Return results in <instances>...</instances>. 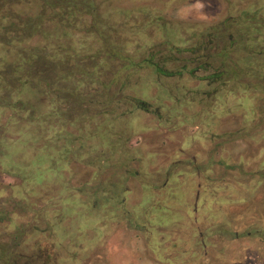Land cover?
<instances>
[{
    "label": "rangeland",
    "instance_id": "obj_1",
    "mask_svg": "<svg viewBox=\"0 0 264 264\" xmlns=\"http://www.w3.org/2000/svg\"><path fill=\"white\" fill-rule=\"evenodd\" d=\"M94 2L96 26L41 0L12 6L43 26L0 42V62L34 46L86 61L153 50L175 75L147 68L121 91L145 102L140 111L67 116L64 98L35 89L23 95L30 112L0 108V242L23 232L19 264H264V0ZM96 27L113 32L110 45ZM225 69L226 84L206 79Z\"/></svg>",
    "mask_w": 264,
    "mask_h": 264
},
{
    "label": "trees",
    "instance_id": "obj_2",
    "mask_svg": "<svg viewBox=\"0 0 264 264\" xmlns=\"http://www.w3.org/2000/svg\"><path fill=\"white\" fill-rule=\"evenodd\" d=\"M21 1L22 0H0V42L6 46H14L16 43L28 41L30 38L40 33L43 26H37L36 22L33 21L34 19L30 16L32 14L23 18L19 11L12 8V6L21 3ZM41 1L43 6L50 7L56 14H58L57 11L60 9L61 17L64 19L76 18L82 21L86 16H91L93 18L92 25H99V6H96L95 2V4H93V0ZM223 25L228 27L229 20L224 21ZM96 29L102 39H105L103 46L106 44L110 45L109 39L112 37L113 32L110 31L111 33L109 32L108 35H105L100 31L99 27H96ZM221 31H223V27ZM114 34H117L119 38L124 36L118 29H116ZM224 34L223 31L221 35ZM117 48L118 47H114L113 50H117ZM228 49L229 48L225 47L223 51V55L226 57L230 55ZM20 51L22 56L20 57L21 60L19 63L7 61L8 59L3 57L1 58L0 82L6 83L7 89L5 88V90L7 91L5 96H1L0 94V108H16L21 104L22 111L27 109L28 112H30V107L32 106L29 104L30 107H28L23 95L27 90L35 89L39 92L45 91L47 95L53 94L51 95V101L54 104H56V101L60 98H64L69 105L68 110H66L67 116H74L76 113L79 116H91L94 113H101L107 108H109L110 112L115 111L117 113H125L131 110L140 111L145 110V102L131 94H123L121 91L126 86L138 82L139 80L137 77L139 73L147 68H152L155 74L160 77L162 75H175V73L164 69L163 62H159L156 59V51L153 50L148 55H135L118 48L117 53L110 50L108 51L109 54L105 55L104 59H101L102 52L100 49L97 50L91 61L84 60L80 55L60 60L56 53H50L46 47L43 48L42 46H34L28 49L22 48ZM164 59L166 60L168 58L164 56ZM110 62H112L110 64L111 66L116 65L118 67L121 66V68H119V70H112L109 65L110 69L113 71L112 73L106 69V66H108L107 64ZM186 69V66L180 67L177 74H183ZM231 71L232 70L225 69L221 74L212 73L206 79H219L220 75H224L225 80L222 81L221 78L219 79L224 85L226 84L225 81L233 79L235 72L233 73V71ZM190 73L193 74V72ZM62 82H69L71 84L70 88H60ZM81 85L87 88L81 90ZM39 86L40 88H38ZM112 87L115 88V94L113 93ZM21 89H24V91ZM17 91L22 92L18 93ZM16 93L19 95L14 97ZM105 93H108L110 98L109 104L101 100V97ZM15 98L19 100L13 102L12 99ZM58 115L59 109L56 105L49 113V117ZM8 121L10 123L11 119ZM0 152L3 153L2 149H0ZM1 162L7 163L5 160ZM23 235L21 231L15 233L12 244L0 242V264H19V252L16 253L15 249L20 245V239ZM32 264H34V262Z\"/></svg>",
    "mask_w": 264,
    "mask_h": 264
},
{
    "label": "clouds",
    "instance_id": "obj_3",
    "mask_svg": "<svg viewBox=\"0 0 264 264\" xmlns=\"http://www.w3.org/2000/svg\"><path fill=\"white\" fill-rule=\"evenodd\" d=\"M192 7H195L196 9H200V8L203 7V5L200 4V3H197L196 5H193ZM183 11H187V9H185V10H183Z\"/></svg>",
    "mask_w": 264,
    "mask_h": 264
},
{
    "label": "flooded vegetation",
    "instance_id": "obj_4",
    "mask_svg": "<svg viewBox=\"0 0 264 264\" xmlns=\"http://www.w3.org/2000/svg\"><path fill=\"white\" fill-rule=\"evenodd\" d=\"M154 251H156V250H154ZM159 252V251H158ZM169 264H175L172 260H170L169 259V262H168Z\"/></svg>",
    "mask_w": 264,
    "mask_h": 264
}]
</instances>
